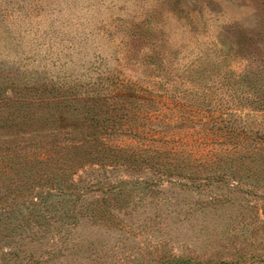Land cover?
Listing matches in <instances>:
<instances>
[{"label":"rangeland","instance_id":"1","mask_svg":"<svg viewBox=\"0 0 264 264\" xmlns=\"http://www.w3.org/2000/svg\"><path fill=\"white\" fill-rule=\"evenodd\" d=\"M0 215V264H264V0H0Z\"/></svg>","mask_w":264,"mask_h":264},{"label":"trees","instance_id":"2","mask_svg":"<svg viewBox=\"0 0 264 264\" xmlns=\"http://www.w3.org/2000/svg\"><path fill=\"white\" fill-rule=\"evenodd\" d=\"M228 82V81H227ZM236 98H237V101L239 102V103H241V104H244V102H248V100H250V98L249 97H246L245 95H243L242 93H239V94H237L236 95ZM96 100H98L97 98H92V99H86V102L87 101H96ZM251 102H252V100H250ZM88 104H87V111H86V114H87V116H88V118H91V120H97V124H95L94 125V129H93V131L94 132H99L100 130H101V127L103 126V122H105L106 121V118H104V117H99V115L97 116L96 115V113H95V111L97 110V108H96V106H95V104L93 103V102H87ZM84 105H86V103H84ZM95 106V107H94ZM90 114V115H89ZM114 122V126H115V124H117V121H113ZM101 126V127H100ZM103 128L104 129H106L107 128V123L103 126ZM70 185L71 184H73V183H69ZM57 187V189L59 190V188H61L62 189V187H61V181L60 180H58V182H56V184H55ZM75 185V184H74ZM67 189V188H66ZM36 195L37 196H40V195H42L41 193H36ZM71 201V203H73L74 202V200H70ZM4 208V207H3ZM27 208L29 209V210H31V211H34L32 208H29L28 206H27ZM36 213H38L39 214V211L38 210H36L35 211ZM29 214H31V213H29ZM32 215V214H31ZM33 216V215H32ZM0 217H1V215H0ZM34 218H39V217H34ZM18 223H22V222H18ZM18 226H21V225H18Z\"/></svg>","mask_w":264,"mask_h":264}]
</instances>
